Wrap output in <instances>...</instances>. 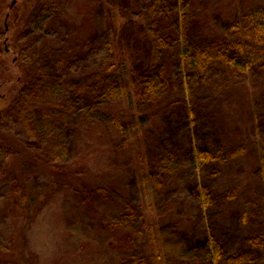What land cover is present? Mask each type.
<instances>
[{
  "label": "trees",
  "instance_id": "16d2710c",
  "mask_svg": "<svg viewBox=\"0 0 264 264\" xmlns=\"http://www.w3.org/2000/svg\"><path fill=\"white\" fill-rule=\"evenodd\" d=\"M39 1L42 14L60 11L57 8L61 0ZM140 1L170 25L167 31L163 26L160 29L158 18L138 24L133 31L132 40L139 38L149 46L147 58L139 54L137 61L135 55L129 54L130 49L117 55L124 30L119 19L122 15L117 13L122 3L105 0L97 8L95 19L99 24L85 49L88 55L105 49L109 58L94 69L76 73L71 68L59 70V63L53 59L60 52L52 56L48 50L35 51L20 43L22 25L33 0H0V175H6V181L11 182L4 197L10 235L0 242V264H38L32 254L21 252L18 246L13 230L17 219H34L53 200L57 186L75 190V183L81 186L75 191L82 193L91 209L99 210V206L104 210L112 202L122 206V217L114 220L113 230L126 233V226L135 222L151 234L150 257L136 251L140 249L139 234H127L131 260H122L121 254V264H169L165 248L158 241L163 225L153 212V201L132 202L130 190L135 188L147 197L152 187L162 184L161 172L181 161L190 162L197 171H207L218 180L235 159L247 162L244 192L234 198L233 189L222 191L215 184L197 183L194 193L199 200V225L208 221L206 209H210L209 217L228 215L230 222L238 219L242 224L251 223V232L242 239L244 245L226 254L215 235L216 223L208 221L211 225L203 226L200 243L206 251V261L190 259L178 264H264V191L263 195L258 192V183L250 175L251 169L255 173L258 168L264 171V133H256L250 122L259 117L258 108L264 102V0L252 3L251 9L245 8L248 0H236L233 8L234 0H225L227 5L216 3L217 7L211 6V0ZM127 7L124 4L123 8ZM132 46L129 43L126 48ZM168 52L177 58L173 71L170 65L157 69L156 61L163 59L166 63ZM6 84L13 85L14 90L3 92ZM120 102H125L128 110L112 113V105ZM172 106L182 108L177 122L182 127L176 125L171 131L166 128L168 133L163 127L164 134H158L153 151L150 145L145 146V140L156 134L152 128L147 129L146 123L156 115L171 117L168 114ZM232 108L239 111L245 129L244 142L233 145L227 142L221 127L227 116L232 120ZM94 122L105 125L106 129L99 131L106 138L109 152L124 155L131 149L135 151L127 165L102 170L101 175L89 179L86 169H79L84 157H68L67 143H76V128L78 141L81 135L92 146L87 155L103 151L106 158L111 156L105 144H94ZM167 122L176 124L171 119ZM17 123H23L24 134ZM37 166L43 167L46 177L42 180L30 177V171ZM243 196L257 199L240 201L244 209L228 214V206L236 207ZM256 202L261 204L263 214L254 217L262 218L251 221ZM175 232L179 241L195 233L186 226Z\"/></svg>",
  "mask_w": 264,
  "mask_h": 264
},
{
  "label": "rangeland",
  "instance_id": "374dc122",
  "mask_svg": "<svg viewBox=\"0 0 264 264\" xmlns=\"http://www.w3.org/2000/svg\"><path fill=\"white\" fill-rule=\"evenodd\" d=\"M129 1L130 3L127 4L125 0H113L116 4L122 3V6L119 8L120 11L117 13L118 16L122 15L119 19L122 21V27L124 28L122 42L118 46L117 55L121 56V53L130 49L129 54L135 55L138 61L139 54L147 58V50L149 49V46H144L141 39L132 40L133 31L139 27L138 24H146L148 20L156 21V19L160 18V29H162L163 26L167 31L170 29V25L167 19L157 17L154 9L146 7L143 1H140V3L138 2L139 0ZM260 1L263 0H248V2L244 4L246 6L245 8L251 9L253 7L252 3H258ZM33 2L30 13L22 25L24 33L20 38V43H22L23 46L32 47L35 51L48 50L52 56L60 52V54L56 55V59H53V61L55 60L59 63V70L68 71L71 68L73 72L76 73L94 69L104 58H109V56L106 55L107 50L105 49L92 55H88L85 49L89 36L94 33L96 25L99 24L95 19L97 8L103 5L105 0H61V2L58 3L59 7L57 9H60L58 13L50 12L46 14L40 12L41 1L33 0ZM211 3V6L215 5L216 7V3L220 5L226 3L227 5L225 0H211ZM124 4L128 7L123 8ZM232 4V8L235 7L236 0H234ZM232 12L235 13L236 11L232 10ZM223 15H226V13H222V16ZM0 24L2 25V16L0 17ZM129 43L133 44L132 48H126L129 46ZM85 52L87 54L86 57ZM170 58L174 59V61H170ZM9 59H11V56L7 57V60ZM165 60L166 63H164L163 59L156 61V68L159 69L160 66L163 67L164 65L168 67L170 65L172 66L170 71H173L177 58L168 52L167 55H165ZM9 86L13 88L11 89ZM12 90H14V86L11 84H6L4 88L2 87L3 92ZM260 105L261 107L258 108L259 117L250 121L251 126L254 123L255 132L259 135L264 133V102L262 103L261 101ZM123 108L128 110L125 102H120L112 105L111 111L112 113H116L118 111L117 109ZM180 110H182L181 107L172 106L168 114L171 115L172 118L156 115L147 122V129L152 128L156 135L147 137L148 139L145 140L146 145L144 142L142 143L145 146L150 145L149 148L152 147V150L156 151L154 143L157 141L158 134L162 132L164 134L163 127L167 133L169 130L171 131L176 127L177 122L181 120L182 112ZM231 113L232 120L226 115L227 121L223 122L221 127L225 132L227 142L233 145L235 142H244L245 129L244 121L238 115L239 111L236 108H232ZM167 119L175 120L176 124H168ZM16 126L18 129H23L24 134L23 123H17ZM92 126L94 127L93 133L95 136L94 144L96 143L95 145L104 147L106 138H102L99 130L104 131L106 129L105 125L100 126L94 122ZM180 126L177 125V128ZM74 130V139L76 143H67L70 145L67 149L68 157L69 155L71 158L75 156L80 158L84 157V162L79 163L83 164V166L79 169H86V177L89 179H95L101 175L102 170H111V167L112 169H118L127 165L129 156L134 154V149H131L124 155L109 152V148L105 144V147L108 148V154L111 153V156L107 155L106 158L107 153L103 151L97 154L91 153V155H87V152L92 150V146H90L89 143L86 144V139L81 135H79L78 141L76 128H74ZM82 130L84 129L82 128ZM69 135L72 138V132H70ZM167 136L166 134V137ZM71 138H68V140ZM235 160L234 165L231 166V168L229 167L226 175L224 174L218 180L214 179L207 171H197L190 162L181 161L174 168L170 170L165 169L161 172L164 179L162 184H160L158 188L152 187L149 194L147 192V197L141 195L135 188L130 190L129 199L132 202L141 200L144 203H148L153 201V212L157 218L162 221L163 225L158 241L165 248V253L167 254L166 260L169 264H178V262L190 259H194L195 261H206V258H204L206 257V251L200 243L203 236V226L208 227V225H211L209 222L216 223V225L213 226L215 235H217L222 242L226 254L244 245L242 239L247 232L250 231L249 228L251 223L242 224L238 219H236L235 222H230L228 215H222L217 218L209 217L210 209H206V219H208L209 222L207 221L206 224L199 225L200 220H197L199 219L198 212L200 210L199 200L194 193L197 183L215 184L218 190L222 191L233 189L234 198H236L240 192H244L242 188L245 184V172L248 168L247 162L245 160L243 161V159ZM133 161L135 163L134 158ZM130 167H133L132 163ZM258 169L256 173L254 169H251L252 172L250 175L253 176V179L258 183V192L263 195L264 171H262L261 168ZM43 173V167L37 166V168L30 171V177L35 178L39 176L42 180V177L45 176ZM240 179L242 182H239ZM10 184V181H6V175L3 176L1 174L0 242L6 241L10 235L9 228L11 227V223L6 220V200H4L6 192H8L11 187ZM80 187L79 183H75V190H78ZM57 188L58 191L55 192L53 200H51L34 219L16 218L18 222L13 230L18 238V246L21 252L29 255L32 254L36 261H38V264H121L123 262H121V254H123L122 260H124V258H126V261L131 260V248L126 246L128 239L126 235L139 234L138 241L140 249H136V251H142L141 254L144 255L145 253L150 257L151 234L145 233V230H142V226L137 225L135 222H131L125 228L127 231L126 233L111 228V226L114 227L116 224L114 220L122 217V206H118L112 202L109 203L108 206H105L106 208H104V210L99 206H97L99 210L91 209L83 200L81 192H76L70 187L57 186ZM256 194L257 193H255V196L258 197ZM254 198L257 199L256 197ZM254 198L247 196H243L242 198L239 197V201L236 202V207L231 205L228 206L230 207L228 214L242 211L244 206L241 202L247 200H252L254 202ZM261 210L262 206L260 203L256 202L252 205L253 216L251 217V221L252 219L253 221H258L262 218L254 217L255 215H262L263 212ZM104 218L106 219L105 221ZM181 226H186L190 231L194 230L195 233H190L183 241H179L175 229ZM139 230L143 232L140 234Z\"/></svg>",
  "mask_w": 264,
  "mask_h": 264
}]
</instances>
